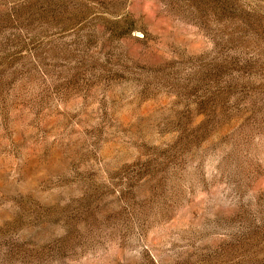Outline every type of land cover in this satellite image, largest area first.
Returning a JSON list of instances; mask_svg holds the SVG:
<instances>
[{
  "label": "rangeland",
  "instance_id": "1",
  "mask_svg": "<svg viewBox=\"0 0 264 264\" xmlns=\"http://www.w3.org/2000/svg\"><path fill=\"white\" fill-rule=\"evenodd\" d=\"M0 264H264V0H0Z\"/></svg>",
  "mask_w": 264,
  "mask_h": 264
}]
</instances>
